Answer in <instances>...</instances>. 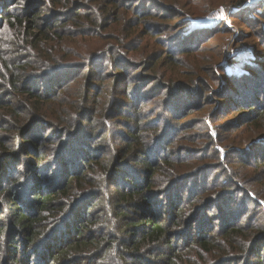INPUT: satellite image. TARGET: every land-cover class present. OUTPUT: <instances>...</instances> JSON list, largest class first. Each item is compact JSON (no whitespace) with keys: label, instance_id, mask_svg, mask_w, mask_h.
I'll list each match as a JSON object with an SVG mask.
<instances>
[{"label":"trees","instance_id":"trees-1","mask_svg":"<svg viewBox=\"0 0 264 264\" xmlns=\"http://www.w3.org/2000/svg\"><path fill=\"white\" fill-rule=\"evenodd\" d=\"M195 1L0 0V264H264V1L231 73Z\"/></svg>","mask_w":264,"mask_h":264},{"label":"rangeland","instance_id":"rangeland-1","mask_svg":"<svg viewBox=\"0 0 264 264\" xmlns=\"http://www.w3.org/2000/svg\"><path fill=\"white\" fill-rule=\"evenodd\" d=\"M185 1V0H182ZM192 3L195 4V0ZM205 3L200 8L201 10H205V12L209 9V12L207 14H204L205 16L199 17V18H191V22L193 23V26L195 28H202L206 29L207 31H211L210 39L212 40L215 35L219 34L220 28H217L218 25L224 24L228 28H230V32L226 34L225 37H220L218 39H215L212 43L208 44V47L205 49V51H201V55L204 56V58H207L209 56L217 55L216 53L219 50H222V54L215 58V61L219 60L229 73L232 71H236L240 69L243 65V62L251 56V48L253 46V41L245 40L241 41L240 43H236V38L240 34V29L242 28L243 23L241 22L242 19L248 17V15L251 13V10H247L245 12H241L237 14L235 17L241 16L242 18L233 19V13L236 9L234 6H232L231 1L226 3H220L219 0H204ZM203 1V2H204ZM264 0H246L244 3V7L250 6L251 7H257L260 5V3H263ZM216 3H218V7L216 6ZM224 4L225 6L221 5ZM221 5V6H220ZM243 7V6H242ZM241 7V8H242ZM199 15H202L199 13ZM245 26V25H244ZM247 41V42H246ZM236 44V45H235ZM219 74V72H218ZM220 76V74L218 75ZM221 77V76H220ZM237 107L231 108L226 113H224L222 116L217 118V121H215L216 125H218V130L221 128V125L219 124H225V121L228 119L236 118V114L239 112L236 110ZM241 113V112H240ZM199 113H197L194 117L197 118ZM204 115V114H202ZM236 115V116H235ZM235 120V119H234ZM240 131H234V130H227L224 132L222 145H225V143L232 142L235 139L234 134L240 133L241 136H247L248 135V126H245ZM225 136L227 137V140H224ZM243 146V145H242ZM216 211V210H214ZM243 222H245V219H243Z\"/></svg>","mask_w":264,"mask_h":264}]
</instances>
